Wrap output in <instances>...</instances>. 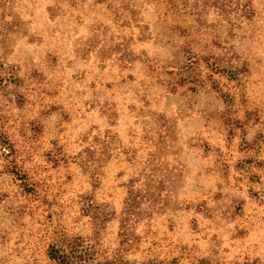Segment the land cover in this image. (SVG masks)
Segmentation results:
<instances>
[{"label": "rangeland", "instance_id": "rangeland-1", "mask_svg": "<svg viewBox=\"0 0 264 264\" xmlns=\"http://www.w3.org/2000/svg\"><path fill=\"white\" fill-rule=\"evenodd\" d=\"M0 264H264V0H0Z\"/></svg>", "mask_w": 264, "mask_h": 264}]
</instances>
